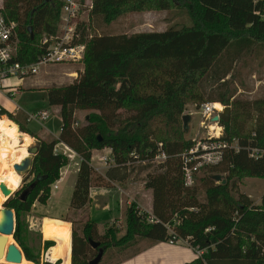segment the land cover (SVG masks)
<instances>
[{
    "label": "trees",
    "instance_id": "obj_1",
    "mask_svg": "<svg viewBox=\"0 0 264 264\" xmlns=\"http://www.w3.org/2000/svg\"><path fill=\"white\" fill-rule=\"evenodd\" d=\"M2 8L19 24V59L37 61L45 52L42 38L57 30L62 3L3 0ZM175 9L186 11L192 25L132 34L94 35L85 30L80 39L86 43L83 69L71 83L47 90L49 105L58 107L61 116L58 138L38 137L27 127L29 120L20 124L22 132L37 138L38 152L28 173L32 180L5 206L15 211L13 237L27 260L40 264L39 255L25 240L22 218L36 201L47 204L50 199L61 169L71 161L55 150L65 144L81 158L71 200L74 209L85 207L91 188L105 178L122 179L126 174L120 173L135 165L152 163L159 169L146 180V188L153 193L152 212L132 202L126 210L123 236L110 227L102 241L95 236L93 220L82 226V235L73 225L72 264H89L96 256L90 255L94 252L90 238L101 242L104 255L112 247L124 250L140 240L147 244L186 241L201 251L186 264H264V195L256 205L248 195L234 193L245 178L264 179V157L250 156L252 148H264V98L244 101L237 97L239 67L233 65L264 49V0H93L91 20L94 23L100 17L110 26L129 13ZM207 81L216 83L217 95L205 97ZM205 102L231 107L229 120L220 121L221 139L236 138L239 150L226 149L219 163L205 166L201 179L188 186L181 155L196 141L185 138L188 128L183 117L189 104ZM77 110H93L82 127L75 124ZM251 110L256 117L248 129ZM121 111L129 115L121 117ZM0 115L17 120L3 107ZM104 148L111 149L113 163L108 164L105 176L97 178L91 163L93 150ZM162 153L166 159L157 162L156 156ZM216 175L226 182H218ZM31 183L35 187L28 199L20 200L22 190ZM199 185L204 188V202L199 199ZM55 244L45 242L47 249ZM56 261L43 264H62L61 259Z\"/></svg>",
    "mask_w": 264,
    "mask_h": 264
},
{
    "label": "rangeland",
    "instance_id": "obj_2",
    "mask_svg": "<svg viewBox=\"0 0 264 264\" xmlns=\"http://www.w3.org/2000/svg\"><path fill=\"white\" fill-rule=\"evenodd\" d=\"M147 12L148 11L129 13L126 16H123L115 21L110 26H106L102 22L100 17H95L94 23H92L93 20H91L89 16H85V20H87V27L91 29L94 35L132 34L136 32L147 31L150 29L157 31L161 27H167L168 29L172 26L181 27L184 25H192L190 16L184 10H167L162 14L153 12L152 14H150ZM233 65L236 68L239 67V75L235 84L236 87H238L236 92L237 97L244 101H255L257 99L264 98V49L260 51L259 55H256L254 57H247L245 55L243 59L241 58L236 60ZM72 67L73 69L79 71V69L83 67V62L80 64L68 63L42 65L40 67L39 73L31 79L34 81L38 79L47 80V84H52L53 82L57 84L65 83L67 82V78L64 72L67 71L68 68ZM29 80L30 78L27 81ZM215 84L216 83L212 81L206 82V84L204 85L206 92L204 93L205 97H210L218 94ZM36 93V95L27 94L25 96V99L29 104L27 108H30V113H33L35 111L48 110L50 112V116L44 122L33 119L32 127L43 132H51L52 135H58L61 128L60 115L50 107L48 101L46 100L47 98L45 96V92L38 90ZM220 104L222 106H225L222 103ZM92 111L93 110H77L75 114V120L78 122V127H82L88 123L87 115ZM251 113L252 115L248 119L246 125L248 129L253 125V123L255 122L254 118L256 117L255 110H251ZM184 114H189L191 116V119L189 121V128L185 133L186 139H192L198 142L200 140L208 138L211 134L217 132L211 130V126L215 125V123H213L209 119V117H205L202 114L201 105L189 104ZM128 115V112L121 111V117H126ZM221 126L222 125H220L219 123L218 127ZM15 131H18V128L16 126ZM221 132L222 128H220V131L215 134L220 135ZM45 139L52 140L54 139V137L47 136V138ZM37 141V139H33L32 142H30L28 150L31 146H37ZM56 148L58 152L64 150V146L62 145H57ZM94 163L98 166V168H101H99L100 170L96 169L97 172L94 173V176L97 178L100 175L105 176L108 166L102 168L105 166V163L101 158L99 159L98 153H96L94 156ZM73 165L72 166L74 167V169H76L75 167L79 166H76L74 163ZM73 167L71 168V170L73 169ZM158 170L159 169L157 168V165L152 163L147 165H135L129 169V172L127 171L126 173H120V176H123L122 174H126V176H123L122 179L111 181L108 178H105L102 184L93 186L107 188L120 187L124 190L122 194V204L119 205L116 210H114V212L117 214H115L113 220L111 222H105L103 224H98L95 222L97 226L95 233L96 238H100V240L103 241L104 239H102V235L110 227H114L117 229L118 237H121L125 234L127 228L125 214L127 208L130 205V200L131 202L136 200L143 206H147L150 204L149 198L151 197L153 207V193L152 190H150V193L148 189L146 190V180L148 174L156 173L158 172ZM78 173L75 178L73 189L70 195L66 196V194H64L60 197L55 196L52 199H49L47 204H41L40 202L36 201L33 204L31 211L24 214L22 218L25 223V230L27 232L25 240L28 246L34 250V253L39 255L40 264H43V262L45 261H58L59 259H61L62 264H72V227L69 221L72 222L74 227L78 229L79 234L82 235V226L88 220H92L90 213L92 203L91 195L90 200L85 207L81 209H74L71 206L72 195L75 189ZM202 174L203 171L195 174V182H198L201 179ZM31 180L32 176H28V173L22 176V185L17 189V191L20 190L23 186H26ZM94 184L97 185L96 182ZM237 188V190H234L236 196H239L241 193H243L245 195H248L254 204L260 205L262 203V197L264 195V179L245 178L237 185ZM198 191L200 201L204 202L206 198L202 185L198 186ZM15 193L9 199L13 198L15 196ZM110 198V200H116L115 196L111 195ZM53 217H56V219H51ZM43 238L55 241V246L47 249L45 245L46 241H44ZM10 239L11 242L16 243L13 236H11ZM147 243L148 242L146 240H140L138 243H136V245L124 250L112 247L106 252L101 263L99 264H109L111 262H117L119 259L125 257L126 255L132 254L133 252L142 249L147 245ZM178 243L187 245L189 244L186 241H179ZM93 251L94 252L90 253V255L93 254L95 256L97 254V249L93 248ZM62 258L64 259V261Z\"/></svg>",
    "mask_w": 264,
    "mask_h": 264
},
{
    "label": "built area",
    "instance_id": "obj_3",
    "mask_svg": "<svg viewBox=\"0 0 264 264\" xmlns=\"http://www.w3.org/2000/svg\"><path fill=\"white\" fill-rule=\"evenodd\" d=\"M62 3L58 27L55 33L45 35L41 40L44 47V54L33 63L22 62L19 57V24L11 19L0 6V90L6 93H17L21 82L39 73L40 67L46 64H68L83 62L86 51V43L81 42L82 33L91 31L87 27L85 16L91 19L93 0H59ZM261 0H254L258 2ZM91 36V34L89 35ZM225 106L218 109L215 102H205L201 104V112L205 117L219 126L220 115ZM50 116L48 110L35 111L28 115V120L37 119L44 122ZM214 117H219L214 120ZM78 125V122L75 123ZM221 125V124H220ZM221 134H211L208 138L196 141L195 145L183 152V173L186 185L191 186L195 182V174L200 172L205 166L219 163L228 148L239 150L238 140H222L224 128ZM255 135V134H254ZM64 150L60 151L68 158L73 159L77 154L71 147L63 144ZM162 147V144H160ZM56 152L57 148H55ZM250 156L258 159L264 157V148L255 147L250 150ZM102 161L108 165L113 163V157L102 156ZM166 159L164 153L156 156V161ZM57 187V184L54 185ZM174 243L173 241H170ZM200 254L201 251H198Z\"/></svg>",
    "mask_w": 264,
    "mask_h": 264
},
{
    "label": "crops",
    "instance_id": "obj_4",
    "mask_svg": "<svg viewBox=\"0 0 264 264\" xmlns=\"http://www.w3.org/2000/svg\"><path fill=\"white\" fill-rule=\"evenodd\" d=\"M3 5V0H0V6ZM157 13V14H162L165 13L166 11H148L147 13L152 14ZM167 27H161L157 31H164L166 30ZM147 31H154V30H147ZM83 67H81L79 70H82ZM67 82L65 83H52V84H47V80L43 79H38V80H32L30 77V80L27 81L29 78L25 79L24 81L21 82L19 91L17 93H6L4 91L0 90V107L5 108L8 110L10 113H13L15 118L17 119L12 120L10 119L7 115H0V123H3L7 126L6 131H15V126L18 128L19 133L25 134L26 138L31 137L33 139H37L33 136H31L28 133H24L20 130V124H26L28 121V115L30 114V108H27L29 105L28 102L25 99V96L27 94H32L36 95L38 90H41L42 92H45L46 100L48 101V88L52 86H62L66 85L68 83H71L75 78L78 76V70H75L72 68H68L67 71L64 72ZM34 77V76H33ZM37 90V91H36ZM55 110L56 113H59V108L58 107H52ZM29 110V111H28ZM61 117V116H60ZM27 127L35 133L38 137L45 139L47 136H51L54 138H58L60 132L58 135H52L51 132L48 131H41V130H36L35 128L32 127V121H29L27 124ZM61 130V128H60ZM62 145L63 144H58ZM99 154V159L106 155L112 157V151L110 148H104V149H96L93 150V156H92V165L100 170L98 166L94 163V156L95 154ZM80 161L81 158L78 154L74 156L73 159H71L70 163L66 166H64L61 169V178L55 183L57 184V187H55L53 184L52 187V194L51 198L57 196L60 197L64 194L66 196L70 195L75 178L77 176V173L79 171L80 167ZM73 163L78 166L75 167ZM73 165V166H72ZM108 165L105 164L104 167H107ZM73 169L71 170V168ZM101 172V171H100ZM22 185V184H21ZM147 190V188H146ZM123 189L120 187H114V188H107V187H92L90 190V195L92 199L91 203V208H90V213H91V218L94 222L98 224H103L105 222H111L115 216L114 210L119 207V205L122 204V197H123ZM150 193V189H148ZM115 196L116 200H110V196ZM133 202H137L134 200ZM150 204L147 206H143L142 204L138 203V206L142 208L145 212L151 213L152 212V201L151 197L149 198ZM148 202V203H149ZM48 203V202H47ZM131 200L129 201V204H131ZM51 219H56V217H53ZM68 221V220H67ZM71 227H73V224L71 221ZM50 240V239H44ZM199 256L198 251L194 250L190 245L188 244H180V243H171V242H159L156 244H147L145 247L142 249L133 252L132 254H128L125 257L119 259L117 262H111L109 264H186L188 262H191L192 260L196 259Z\"/></svg>",
    "mask_w": 264,
    "mask_h": 264
},
{
    "label": "water",
    "instance_id": "obj_5",
    "mask_svg": "<svg viewBox=\"0 0 264 264\" xmlns=\"http://www.w3.org/2000/svg\"><path fill=\"white\" fill-rule=\"evenodd\" d=\"M230 112L231 107L226 106L224 111L220 115V119L223 121H228L230 118ZM183 119L185 127L189 128V121L191 119V116L189 114H185ZM218 119L219 117H214V120ZM37 152L38 146H31L28 150V155L24 157V159H22L20 162L14 164L15 170L22 176L29 173L32 169L34 156L37 154ZM215 179L217 181L222 180L221 183L226 182V180L223 179L222 175H216ZM34 187L35 183H31L30 185L25 187L19 196L20 200L26 201L30 193L33 191ZM1 188L7 196V199L3 201L0 207V213L2 216V219L0 220V259L4 257L7 262L21 263L25 255L17 243H11L6 249L7 243L9 241V236H13L15 232L16 214L14 209L6 207L5 203L16 191L11 193L9 189L4 185H1ZM89 242L94 249H97L96 256L92 260H90L89 264H99L104 256L105 248L101 246L100 241H96L90 238Z\"/></svg>",
    "mask_w": 264,
    "mask_h": 264
},
{
    "label": "bare ground",
    "instance_id": "obj_6",
    "mask_svg": "<svg viewBox=\"0 0 264 264\" xmlns=\"http://www.w3.org/2000/svg\"><path fill=\"white\" fill-rule=\"evenodd\" d=\"M215 106L218 109L222 108V105L219 102H215ZM7 126L3 123H0V207L3 201L7 199V196L3 192L1 185L6 186L9 191L15 192L22 184V175L19 174L15 168L14 164L20 162L24 157L28 155V147L33 138L25 137V134L16 132V131H6ZM211 130L220 131L218 126L212 125ZM2 219L0 213V220ZM7 243L6 249L8 246L13 243L10 239ZM0 264H14L13 262H7L5 258L0 259ZM19 264V263H18ZM20 264H35L32 261L23 257V260Z\"/></svg>",
    "mask_w": 264,
    "mask_h": 264
}]
</instances>
